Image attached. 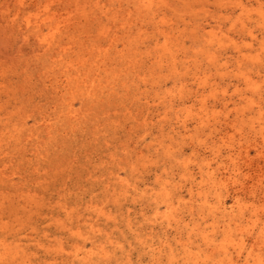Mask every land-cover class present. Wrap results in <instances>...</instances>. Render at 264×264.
<instances>
[{
  "label": "clouds",
  "instance_id": "9594fccd",
  "mask_svg": "<svg viewBox=\"0 0 264 264\" xmlns=\"http://www.w3.org/2000/svg\"><path fill=\"white\" fill-rule=\"evenodd\" d=\"M199 3L205 22L217 19L220 0ZM257 4L238 17L253 43L264 32ZM251 46L189 48L115 86L94 76L66 93L53 121L96 125L103 155L75 206L58 200L42 226L0 222V264H264V183L249 168L261 151L248 155L264 149V57L259 70L225 58Z\"/></svg>",
  "mask_w": 264,
  "mask_h": 264
},
{
  "label": "bare ground",
  "instance_id": "6f19581e",
  "mask_svg": "<svg viewBox=\"0 0 264 264\" xmlns=\"http://www.w3.org/2000/svg\"><path fill=\"white\" fill-rule=\"evenodd\" d=\"M199 7V0H138L134 10L128 0H0V27L11 33L20 62L13 76L0 75V222L5 227L24 220L42 226L43 217L60 215L53 204L63 198L75 206L90 186V162L104 152L95 139L96 125L74 127L52 119L65 94L82 81L111 77L115 86L130 70L190 55L189 48L211 55L225 39L251 43L227 48L225 58L259 70L264 32L257 29L253 43L246 35L252 25L241 29L238 19L244 9L258 10L257 0H244L243 8L235 0H220L212 11L217 19L210 22ZM252 80L258 83L254 75ZM105 110L102 106L100 114ZM257 151L261 156L249 168L253 179L264 183V149L249 148L248 155Z\"/></svg>",
  "mask_w": 264,
  "mask_h": 264
},
{
  "label": "rangeland",
  "instance_id": "374dc122",
  "mask_svg": "<svg viewBox=\"0 0 264 264\" xmlns=\"http://www.w3.org/2000/svg\"><path fill=\"white\" fill-rule=\"evenodd\" d=\"M13 38L10 32L0 27V75L13 76L14 70L19 68L20 62L12 49Z\"/></svg>",
  "mask_w": 264,
  "mask_h": 264
}]
</instances>
